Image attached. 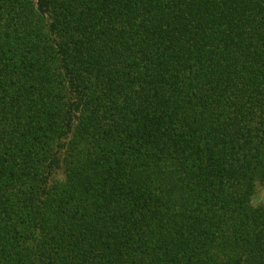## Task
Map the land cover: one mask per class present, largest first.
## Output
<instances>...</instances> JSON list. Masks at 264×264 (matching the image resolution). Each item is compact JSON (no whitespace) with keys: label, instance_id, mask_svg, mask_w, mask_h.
Returning <instances> with one entry per match:
<instances>
[{"label":"trees","instance_id":"trees-1","mask_svg":"<svg viewBox=\"0 0 264 264\" xmlns=\"http://www.w3.org/2000/svg\"><path fill=\"white\" fill-rule=\"evenodd\" d=\"M264 0H0V264H264Z\"/></svg>","mask_w":264,"mask_h":264},{"label":"rangeland","instance_id":"rangeland-1","mask_svg":"<svg viewBox=\"0 0 264 264\" xmlns=\"http://www.w3.org/2000/svg\"><path fill=\"white\" fill-rule=\"evenodd\" d=\"M261 196L264 197V192H260Z\"/></svg>","mask_w":264,"mask_h":264}]
</instances>
